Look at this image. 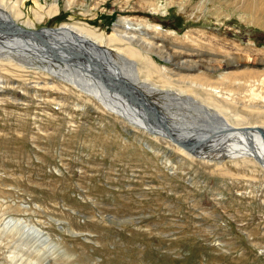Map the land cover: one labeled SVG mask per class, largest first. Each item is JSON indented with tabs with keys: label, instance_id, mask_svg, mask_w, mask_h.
<instances>
[{
	"label": "rangeland",
	"instance_id": "1",
	"mask_svg": "<svg viewBox=\"0 0 264 264\" xmlns=\"http://www.w3.org/2000/svg\"><path fill=\"white\" fill-rule=\"evenodd\" d=\"M55 2L59 11L47 14ZM15 6L24 13L15 23L32 29L70 23L108 37L127 17L154 26L167 36L155 40L158 49L174 56L142 48L159 72L137 62L135 74L114 48L125 42L101 47L113 51L130 89L171 124L188 112L202 120L205 106L234 125L264 126V0H0L1 12ZM10 54L0 52V217L39 227L58 245L48 255L54 264H264L260 165L215 151L192 157L50 74L49 63ZM230 74L251 81H226ZM13 237L0 236V262L14 264L21 252L27 264L28 248L16 250Z\"/></svg>",
	"mask_w": 264,
	"mask_h": 264
},
{
	"label": "bare ground",
	"instance_id": "2",
	"mask_svg": "<svg viewBox=\"0 0 264 264\" xmlns=\"http://www.w3.org/2000/svg\"><path fill=\"white\" fill-rule=\"evenodd\" d=\"M5 7L7 8L6 5ZM9 10V14L0 11L1 53H5L7 55H12L10 53H15L27 61L38 60L40 62L41 60L42 62L49 63V65L45 68L48 72H50V74L64 77L62 80L71 83L73 86L82 90V92L86 93L102 104L103 107L121 117L124 121L130 123L134 127L144 130L146 129L153 134H160L164 137H166L165 135L169 133V136L166 138L177 147L181 146L180 148H182L184 152L191 155L192 157L200 156L202 158H206L209 156L208 154H211L213 151H215L221 155V157L234 160L241 158L244 159L245 157L251 158L253 162L260 165L264 169V140L260 137L258 132L245 130V127H256L259 125H234L232 121L223 116V113L220 111H211L205 106H200V108L206 112L205 115L200 116L202 120H199L196 114L188 112L184 113L183 117H180V122L176 121L177 123L173 122L171 124V122H169L165 116L156 111L154 106L149 102V99L145 93L139 91L136 87H132L130 89L131 86L130 82L126 78L127 75L124 76L127 72L126 70H123V67L114 61L112 57L113 51L105 47L104 51L101 47L104 46L103 44H109L112 46L116 43L120 44L125 42V44L127 43L130 46L119 47L118 45H114V48L116 51L122 52L126 55L124 60L129 63L130 68L134 67L137 62H140L143 63L144 69L151 70L156 68L155 72H159L162 69L160 68L161 70H159V68H157L153 62L147 58L148 56H144L141 51L142 48L147 51L156 52V54L160 55V58L164 60L170 61L174 56L166 57L167 55L160 51L161 48L158 49L155 40L157 38H161L166 42L167 36L157 31L154 26L144 25L142 24V21H140L142 23H137L136 21H133L127 17L120 19L119 23L116 24V27H122L124 31L115 28L116 36L113 35L104 37L91 32V30L87 28L70 23L60 25L61 27H44L40 29L26 28L21 25L18 26V24L15 23L16 21L14 18L22 17L24 13L16 6L13 10L12 8ZM58 11L59 7L55 2L53 8L48 10L46 13L50 15L54 13L56 14ZM36 16L39 20H42L45 15L36 12ZM128 25L133 27L135 25L139 26L142 30L146 31V37L135 35L134 32L132 34L128 31L130 29ZM145 26L154 28V31L149 32L147 29H145ZM125 29H127V31H125ZM148 34L151 35L149 38L153 39L154 42L147 39ZM80 35H83V37ZM85 36L87 37L84 38ZM76 40L79 42V44L76 43ZM136 43H140V46L137 44L138 48L131 46L132 44L134 45ZM94 48L102 55H98V52H96ZM106 55L109 57V59L106 57ZM100 57H106V61L108 62V66L111 70L106 67L104 61ZM261 60L264 62V57H261ZM194 65L195 64H192L193 67H197ZM134 69L136 74L137 68L134 67ZM59 72L62 75L59 74ZM117 75H121L123 80ZM138 75L135 76L140 79ZM248 76V74H230L228 76H224V79H227L228 81H237L243 78L246 79L247 83L251 81ZM144 80L149 81V83L151 81L150 78L148 79V77H146ZM185 80H182V82ZM255 82L254 84L256 85ZM151 83L152 84L149 85V87L152 91L161 90V86L157 85V83L152 81ZM171 87H173V85ZM171 87H169L168 90H170ZM194 89L196 90V88ZM167 97H170L171 100L177 101L178 103L183 101V98H180L179 96L171 97V94H168ZM187 99L189 102H192L195 98L193 99L191 97H187ZM146 107L154 110L156 115L163 119L160 120L156 119L154 116H148L145 109ZM204 116L208 119L204 120ZM213 116H215V120L211 121V117ZM188 118L193 120L195 119V121H190ZM187 119L190 122L187 121ZM186 122H188V124ZM159 123H163V126H161ZM173 136H177V139L184 142H188L187 139L195 140L196 137L204 138L207 142L196 147L194 145H177L173 142ZM2 215L3 212L0 211V216ZM6 232L10 233L12 237H17V239L13 237V240L17 244L15 247L16 250L23 249L24 246L28 248L29 253L27 264H39V261L42 258L46 260L48 264L55 263L53 262L55 260L54 255H48H51L49 253L52 248L58 249V245L55 244L51 238L46 235L39 227L30 224L24 219L12 217L5 220L0 217V236L5 235ZM0 244L2 243L0 242ZM18 254L21 255V252H18ZM18 254L13 255L14 258L17 259L13 260L14 264H24V258L22 259V256H20L19 259ZM0 264L4 263L0 262Z\"/></svg>",
	"mask_w": 264,
	"mask_h": 264
},
{
	"label": "water",
	"instance_id": "3",
	"mask_svg": "<svg viewBox=\"0 0 264 264\" xmlns=\"http://www.w3.org/2000/svg\"><path fill=\"white\" fill-rule=\"evenodd\" d=\"M46 28V27H45ZM49 28H53V27H49ZM20 30H23V29H20ZM146 113H148L149 115H152L154 116L156 119H160L162 120L163 118L161 117H158L156 115V113L154 112V110H152L151 108L149 107H146ZM154 118V119H155ZM161 126H163V123H159ZM245 130H250V131H255V132H258L260 137L264 140V127L263 126H256V127H245ZM153 131V130H152ZM166 137L169 136V133H167L165 135ZM165 137V138H166ZM178 137L177 136H173V142L176 143L177 145L178 144H182L183 146H188V145H194L195 147L196 146H201L203 144H205L207 141L204 139V138H201V137H196L195 140L193 139H187L188 142H184V141H181L179 139H177ZM210 139V138H209ZM194 141V142H193ZM180 146V145H179ZM181 147V146H180Z\"/></svg>",
	"mask_w": 264,
	"mask_h": 264
}]
</instances>
